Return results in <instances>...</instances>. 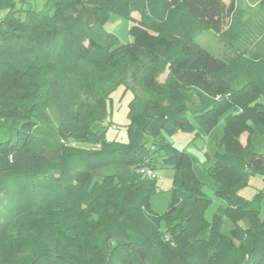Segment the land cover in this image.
<instances>
[{
  "label": "trees",
  "instance_id": "1",
  "mask_svg": "<svg viewBox=\"0 0 264 264\" xmlns=\"http://www.w3.org/2000/svg\"><path fill=\"white\" fill-rule=\"evenodd\" d=\"M18 2L0 0V264H221L241 222L259 238L241 264H264V191L238 193L250 174L264 181V49L251 46L264 9L226 59L194 39L227 37L237 0ZM111 14L131 23L127 41L104 31ZM117 85L132 92L127 143L101 126ZM97 126L100 148L70 152ZM179 130L216 133L204 163L166 140ZM158 159L173 168L163 211L151 207L157 177L139 172ZM122 168L133 176L113 213ZM204 186L224 202L210 218Z\"/></svg>",
  "mask_w": 264,
  "mask_h": 264
},
{
  "label": "rangeland",
  "instance_id": "2",
  "mask_svg": "<svg viewBox=\"0 0 264 264\" xmlns=\"http://www.w3.org/2000/svg\"><path fill=\"white\" fill-rule=\"evenodd\" d=\"M16 7H20V2L15 0ZM32 7L40 8L41 0H26ZM238 12L241 18L238 22H233L228 30L227 37H223L213 33L211 30L198 34L195 37V42L207 48L211 53L220 56L222 58H230L234 55L236 50L233 42L241 37L250 35L252 33L253 18L252 15L256 10L264 9V0H237ZM4 10H0V16L4 13ZM135 18H138L137 13L132 14ZM131 23L127 20L111 14L108 21L103 25V29L106 33H110L115 36L120 42H125L129 39L127 30ZM251 46H261L264 49V31L260 34L251 37ZM165 77V73L159 77L162 81ZM132 98V92L130 89H125L123 85H117L111 92L110 97L107 100L106 108L107 115L105 120L101 123L104 127V136L107 140L116 141L120 143H127L128 137L126 134V125L128 123L127 111L128 102ZM194 102V103H192ZM188 103L196 104L197 99L193 94L190 95V101ZM114 125V126H113ZM96 134L88 141L75 140L71 138L68 143V149L73 153V150L79 149L82 151H94L100 148L103 136L101 133V127H95ZM215 132L208 136L198 135L195 136L194 132L177 131L170 136H166V140L172 142L177 148L184 149L188 152L196 163H204L206 149L213 150L216 147ZM241 141L245 142V135L241 136ZM156 167L153 169L156 179V190L151 195V207L157 211H163L167 207L168 193L171 189L173 168L171 166H164L160 164L159 159L156 162ZM70 166L68 165L67 169ZM140 167V166H139ZM72 167H70L71 169ZM137 170L136 168H133ZM112 171V167L102 168L98 170L96 178H99L101 174ZM50 173L58 177L59 168L56 165L50 167ZM130 171V172H129ZM120 169L122 183L118 185L117 193L113 200L108 204V208L111 212H116L121 206L123 196L127 192V187L132 178L131 169ZM141 172V171H139ZM136 173H138L136 171ZM139 174V173H138ZM141 174V173H140ZM144 172L143 176H146ZM204 192L211 198V204L205 212V216L210 218L213 212H215L219 206H223L222 199L214 195L213 191L207 186L203 188ZM260 191H264V181L262 177L255 173L248 175L247 180L238 188V193L249 200L257 199L256 194ZM258 200V206L261 212V216H264V193ZM121 221V219H119ZM232 226L224 219L223 229L226 232H230ZM234 235V245L231 251H229L223 258L221 264H241L245 257L246 250L254 244H258L259 238L257 236V230L250 226L249 223L241 222L236 226ZM140 255L143 254L140 252Z\"/></svg>",
  "mask_w": 264,
  "mask_h": 264
},
{
  "label": "built area",
  "instance_id": "3",
  "mask_svg": "<svg viewBox=\"0 0 264 264\" xmlns=\"http://www.w3.org/2000/svg\"><path fill=\"white\" fill-rule=\"evenodd\" d=\"M139 171H141L143 173L146 172V174L150 175L151 177H154L155 176L152 170L147 169V168H144V167L140 168Z\"/></svg>",
  "mask_w": 264,
  "mask_h": 264
}]
</instances>
